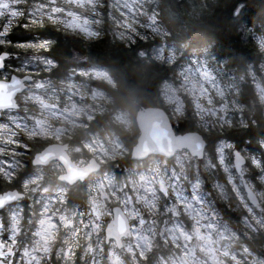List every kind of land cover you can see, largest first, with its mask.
Returning a JSON list of instances; mask_svg holds the SVG:
<instances>
[{
  "label": "clouds",
  "instance_id": "clouds-1",
  "mask_svg": "<svg viewBox=\"0 0 264 264\" xmlns=\"http://www.w3.org/2000/svg\"><path fill=\"white\" fill-rule=\"evenodd\" d=\"M0 264H264V0H0Z\"/></svg>",
  "mask_w": 264,
  "mask_h": 264
}]
</instances>
